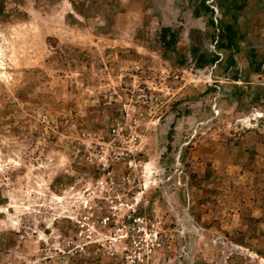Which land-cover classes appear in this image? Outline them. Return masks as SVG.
Segmentation results:
<instances>
[{
    "label": "rangeland",
    "instance_id": "rangeland-1",
    "mask_svg": "<svg viewBox=\"0 0 264 264\" xmlns=\"http://www.w3.org/2000/svg\"><path fill=\"white\" fill-rule=\"evenodd\" d=\"M0 264H264V0H0Z\"/></svg>",
    "mask_w": 264,
    "mask_h": 264
},
{
    "label": "built area",
    "instance_id": "built-area-1",
    "mask_svg": "<svg viewBox=\"0 0 264 264\" xmlns=\"http://www.w3.org/2000/svg\"><path fill=\"white\" fill-rule=\"evenodd\" d=\"M137 244H138L137 241L134 240V241H133V245L137 246Z\"/></svg>",
    "mask_w": 264,
    "mask_h": 264
}]
</instances>
